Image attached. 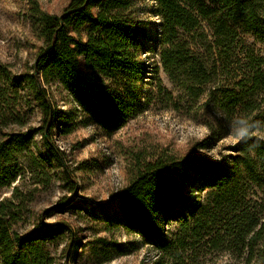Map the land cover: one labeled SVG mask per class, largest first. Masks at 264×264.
<instances>
[{
	"label": "trees",
	"instance_id": "1",
	"mask_svg": "<svg viewBox=\"0 0 264 264\" xmlns=\"http://www.w3.org/2000/svg\"><path fill=\"white\" fill-rule=\"evenodd\" d=\"M23 1L32 60L17 73L0 62V264H76L81 236L65 220L45 223L49 211L71 210L102 223L103 232L139 237L153 257L140 264H206L213 253L264 264V57L246 43L264 44V0H150L153 38L139 0H67L57 14ZM148 53L176 94L156 77L155 63L147 67ZM146 78L153 86L143 94ZM56 96L74 106L78 124L106 136L150 104L201 120L208 134L181 156L159 146L125 148V186L82 209L74 171L85 167L70 170L53 139L76 123ZM228 135L238 138L232 154L211 157L213 139ZM27 175L43 191L58 183L63 195L50 210L35 209L36 190L15 185ZM88 244L87 258L102 263L127 252L107 237Z\"/></svg>",
	"mask_w": 264,
	"mask_h": 264
},
{
	"label": "rangeland",
	"instance_id": "2",
	"mask_svg": "<svg viewBox=\"0 0 264 264\" xmlns=\"http://www.w3.org/2000/svg\"><path fill=\"white\" fill-rule=\"evenodd\" d=\"M43 10L48 13H59L67 0H38ZM152 2L150 0H139V6L143 9L144 20L147 23L146 29L153 38L154 23L158 20L151 13ZM27 3L23 0H0V62H7L12 65V71H20L25 61H31L33 53L28 49L27 40L31 37L30 24L25 18ZM249 50L264 57V44L255 42L254 39L246 37ZM151 45V42L148 43ZM150 69L158 61L151 53L142 58ZM158 77L162 84L176 94L172 84L163 73L159 64ZM150 77V76H149ZM142 93L145 94L152 89L151 78L144 80ZM51 91L54 87L50 88ZM57 107L66 115H70L76 126L67 137L54 135V143L58 149L63 151L67 167L74 171L76 167L83 165L82 171H74V176L79 187L75 198V205L79 208H87L89 205H98L107 202L110 195L127 182L126 156L123 153L125 148L140 145H151L165 147L168 151L177 156L184 155L188 149L197 141L203 139L207 134V128L201 120H189L177 116L176 113L166 110H158L151 104L144 106L141 112L137 113L134 119L121 130L111 136H106L103 131L92 124H78L80 117L74 106L68 104L66 99L56 96ZM260 120L264 119V106L259 112ZM38 122V110H34L32 119L33 125ZM238 142V138L228 135L222 139L214 138L208 150V154L221 160V157L231 155V147ZM15 185L20 186L22 191H33L36 197L34 207L36 210H50L56 205L58 198L63 195L56 185L43 191L33 185L31 178L27 175ZM11 189L1 190L3 195H8ZM45 223L54 224L57 221L65 220L81 236L83 248L77 249L75 258L76 264H140L145 260L147 263L153 261L151 252L140 243L137 236L126 235L123 231L110 228V233L103 232L102 223L86 216L82 211L71 210L65 214H55L49 211L45 215ZM78 228L82 231L79 232ZM99 237H107L109 241L126 247L127 252L123 256H116L109 263H102L100 260L87 258L86 251L89 242ZM130 243H137V250L130 249ZM75 248L70 255L74 256ZM206 264H239L233 256L226 253L207 255ZM74 261V262H75Z\"/></svg>",
	"mask_w": 264,
	"mask_h": 264
}]
</instances>
